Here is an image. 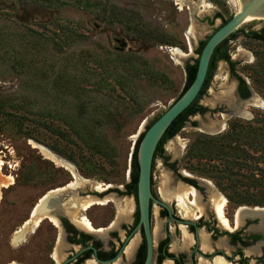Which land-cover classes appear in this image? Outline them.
Instances as JSON below:
<instances>
[{
    "label": "rangeland",
    "instance_id": "374dc122",
    "mask_svg": "<svg viewBox=\"0 0 264 264\" xmlns=\"http://www.w3.org/2000/svg\"><path fill=\"white\" fill-rule=\"evenodd\" d=\"M233 14L230 0H0V264L14 253L12 231L49 192L71 182L77 185L64 189L66 200L95 196L96 185L124 190L139 137L178 99L200 42ZM262 28L264 20L242 24L227 44L250 103L237 97L235 77L219 61L198 101L207 111L190 117L162 146L176 174L155 159L156 194L166 179L170 189L192 185L187 179L206 187L210 203L207 190L214 188L227 202L226 217L240 207L264 208V186L251 185L248 167L235 184L217 173L226 145L244 150L237 158L248 166L256 164L246 154L264 160V42L245 35ZM238 107L248 115L228 116ZM232 126L240 127L239 136L220 144ZM47 152L72 166L78 182ZM106 195L99 200H110ZM130 201L132 195L115 201L119 220ZM115 204L81 215L100 225ZM159 222L155 217L156 227Z\"/></svg>",
    "mask_w": 264,
    "mask_h": 264
},
{
    "label": "flooded vegetation",
    "instance_id": "af4514ba",
    "mask_svg": "<svg viewBox=\"0 0 264 264\" xmlns=\"http://www.w3.org/2000/svg\"><path fill=\"white\" fill-rule=\"evenodd\" d=\"M228 67L231 73L229 64ZM235 74L245 82L251 97V90L244 78L236 71ZM235 80L237 82V97L243 102L249 100L250 103L252 98L241 97L243 93L241 94L239 91V81L236 77ZM194 115L189 116L187 121ZM156 157H160L163 164L173 173L176 172L173 164L169 163V157L164 153L153 158L151 193L158 202L150 201L149 203L150 254L145 227L140 221L137 185L136 192L128 187L131 183L130 176V182L124 186V190L116 189L114 191L107 188L100 193H96V190L94 192L97 199H103L108 194L111 198L107 203L113 202L114 204L116 200L121 199V196L132 195L133 202L130 201L132 211L129 217L119 220L115 204L114 215L103 224L99 225L93 218L85 216L89 225H92L91 228H88L81 222L82 216H84L81 215V212H86L94 205L101 204H94L83 211L81 208L74 210L72 207H68L69 200H66V195H64L63 199L44 201V205L51 206L48 214H51L53 219L47 218L49 216H41L35 224V219L32 220L31 217V211L37 206L38 201L28 216L22 220L20 226L12 231L9 245L14 253L9 262L4 264H215L217 259L223 264H264V227H259L260 219L258 217H246L239 224L240 226L236 227L234 218L238 209L227 217L224 210V215L229 222V228L226 229L217 219L211 203L207 200L206 187L197 185L193 180L185 179L192 185L183 184L194 189L200 195L203 213L197 218H183L175 201L163 200L159 193L156 194L153 189L152 171ZM179 175L183 177V174ZM196 189H199V192ZM213 190L215 189L213 188ZM113 191L115 193L112 194ZM51 193L49 192L48 197L52 196ZM202 194L206 201L202 200ZM67 211L70 213L72 211L73 214H68ZM155 217L160 221L157 227L154 225ZM181 227H184L185 239ZM21 230L24 231L22 238L18 242H13L14 235ZM202 235L206 237V248L202 247Z\"/></svg>",
    "mask_w": 264,
    "mask_h": 264
},
{
    "label": "water",
    "instance_id": "95a60500",
    "mask_svg": "<svg viewBox=\"0 0 264 264\" xmlns=\"http://www.w3.org/2000/svg\"><path fill=\"white\" fill-rule=\"evenodd\" d=\"M240 12L233 14L231 18L221 25L205 42L200 55L198 56V63L196 73L193 81L186 91L175 100L149 127L144 131L137 149V202L140 210V221L144 224L145 232L149 245V254L151 250L150 236L148 229V212L150 201L158 202L151 193V167L153 155L156 146L165 133L167 128L174 122V120L181 115L197 98L200 93L205 78L207 75L208 64L214 49L222 43L229 35L234 33L248 17H255L264 20V0H239ZM238 109V110H237ZM232 108L229 110L228 116H244L241 108ZM243 113V114H242ZM213 130L209 133H216ZM96 193H100L97 192ZM67 194H72L69 190ZM49 194L44 195L41 200L48 197ZM63 192H56L58 199L64 198ZM95 198H98L95 196ZM46 200V199H45ZM250 209L264 210V208L252 207Z\"/></svg>",
    "mask_w": 264,
    "mask_h": 264
},
{
    "label": "trees",
    "instance_id": "16d2710c",
    "mask_svg": "<svg viewBox=\"0 0 264 264\" xmlns=\"http://www.w3.org/2000/svg\"><path fill=\"white\" fill-rule=\"evenodd\" d=\"M217 17H219V16L217 15ZM229 19L223 20L221 25L226 23ZM211 23H212V21L210 20V24ZM233 35H234V33H232L226 40H224L222 43H220L214 49V51L211 55V58L209 60L207 75H206L205 82L203 84V87H202L200 93L198 94L195 101L181 115H179L174 120V122L167 128V130L162 135L161 139L159 140V142L156 146L153 158H155V156H157V155H163V153H164L163 148H162L163 144L168 139H171L176 134H178V132L182 129V127L184 126V123L187 121L189 116L194 115L196 113L204 114L207 111L206 108L202 107L201 105H198V100L205 93V90L208 87L209 82L211 80L212 72L216 68L218 61L223 60L229 64L232 75H234L239 81V91L241 92V94L243 93V95H241V97L246 98L249 96V92L247 91V87L245 85V82L239 76H237L235 74V70H234V64L235 63L230 60V56L228 54L227 42L230 38L233 37ZM245 35H246V37L253 38L255 40L264 42V28H262L260 31H257V32L256 31H249ZM205 42L206 41L200 43V46H199V49L197 52L198 56L200 55V52H201ZM197 63H198V58H196L192 64H190V63L186 64V67H185L186 84H185L181 94L179 95V97L183 94L184 91L187 90V88L189 87V85L193 81L195 73H196ZM150 125L147 126L146 130L148 129V127ZM239 128L232 126L227 133H225L224 135L221 136L220 139H218L220 144H232L231 143V140H232L231 137L233 135L239 136V134L241 133ZM143 134H144V132L139 137V139L136 143V147H135V150L133 152V157H132L131 183L128 185V187L132 188L134 190V192H136L137 176H138L136 155H137V149H138V146H139V143L141 141ZM211 139L213 141H215L214 139H216V138L213 137ZM222 152H223V156H226L227 159H225V161L222 163V167L217 169L218 175L226 177L227 179L230 180V182L235 184L239 181L237 178H235L236 176L244 177V174H241L240 171L243 169L249 168L250 173L248 176H250V179L253 182L251 185H253V186L263 185L264 186V179H262V174L264 173V168H259L260 167L259 164L260 163L264 164V160L260 159L259 157L249 156V154H246V157L247 158L250 157L253 161H255V164H256L255 166H248L247 163L243 159L238 160L237 156H239L240 153L244 152V150H241L236 145H234V146L226 145L225 149L222 150ZM253 169H255L257 171V174L259 175V177H257V174H254L253 172H251Z\"/></svg>",
    "mask_w": 264,
    "mask_h": 264
},
{
    "label": "bare ground",
    "instance_id": "6f19581e",
    "mask_svg": "<svg viewBox=\"0 0 264 264\" xmlns=\"http://www.w3.org/2000/svg\"><path fill=\"white\" fill-rule=\"evenodd\" d=\"M230 2H232V4L234 5V14H237L238 12H240L239 0H230ZM202 4H204V3H202ZM260 20H263V19L255 18V17H248V18L245 19L243 24H246V23H249V22H253V21H260ZM189 30H191V29H189ZM252 102H254V101H252ZM46 154H47V158H49L55 164L64 167L68 172H70L73 175V177L75 179V182L76 181L78 182L77 176H76L72 166H70L69 164L57 159L55 156L49 154L48 152ZM0 165H1V163H0ZM7 180H9V182H8L9 184H12V178H8ZM169 181H171V180L166 179L164 181L162 187H161V193H160L161 198L163 200H170V199L174 200L177 203V206H180V208L182 210V212L180 214H181V216L183 218L190 216L191 213L193 214L192 216L194 218H197L200 214H202L203 209L200 208L201 207L200 205H198V196H197V193L194 191V189H192L190 187L183 186V185L180 186V187H177V189H170L169 188V183H170ZM76 185H77V183L71 182L69 185H67V187H75ZM95 187H96V190L99 191V192L104 191V188L101 185H96ZM61 190H63V189L55 190V191H52V193L51 192L50 193L55 195L56 192H61ZM207 192H208L207 194H209L208 198L210 199V201H211V203L213 205V209H214V212L216 214L217 219L219 220L221 225H223V227H225L226 229L229 228V222L227 221V219H226V217L224 215L226 200L224 198H222L221 195H218V194L214 193V191L212 190L211 187L208 188ZM51 197L52 196L45 198L46 200L45 199H43V200L40 199L39 203L37 204V206L31 211V217H32V220L35 219V222H34L35 224L37 223V219L39 217H41V216L42 217L43 216H46V217L49 216L47 218H50L52 216L51 214H48V212L50 211V207L51 206L50 205L46 206V205L43 204L44 201L52 200ZM54 199H57V197H54L53 200ZM107 199L106 200H99V199L91 198L90 196L89 197H85L83 199H76V198L73 197V198L69 199L68 207H72L74 210H76L77 208H81V210L83 211V210H87L88 208H90L94 204L104 205V204H106L108 202ZM131 209L129 207V204L126 202L123 205V209L119 210V215L122 218H125L127 216V214L130 212ZM78 210H77V212H78ZM68 214L72 215L73 213L71 211V213L68 212ZM246 217H249V218L250 217L251 218L258 217L260 219L259 227H264V210L249 209V208H239L235 212V218H234V222L235 223H234V226L237 227L240 223H242L243 219L246 218ZM188 218H190V217H188ZM81 222L84 223L88 228H91V226H92V225L91 226L89 225V221L87 220L85 215L82 216ZM180 229L182 230L183 238L185 239L186 236H185V232H184V227H181ZM256 229H258V228L256 227ZM24 230L26 231L25 227H24ZM23 234H24L23 230H21L20 232L16 233L14 235L13 242H18L22 238ZM201 241H202V247L206 248L207 242H206V237L204 235H202ZM217 260L215 261V264H223L220 260H218V261Z\"/></svg>",
    "mask_w": 264,
    "mask_h": 264
}]
</instances>
